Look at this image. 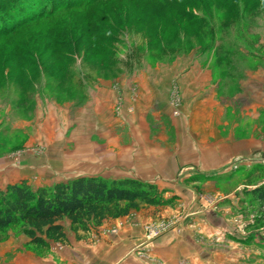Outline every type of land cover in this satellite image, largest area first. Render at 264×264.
Instances as JSON below:
<instances>
[{"label": "rangeland", "instance_id": "374dc122", "mask_svg": "<svg viewBox=\"0 0 264 264\" xmlns=\"http://www.w3.org/2000/svg\"><path fill=\"white\" fill-rule=\"evenodd\" d=\"M37 1H0V158L19 168L0 167V187L19 175L34 189L81 175L148 178L166 190L167 203L139 204L127 220L87 233L64 220L70 240L96 243L129 223L144 240L178 239L194 264H264V209L244 192L264 182V153L236 149V138L258 122L240 109L237 93L238 81L264 63V0L238 27L221 28L217 13L204 14L202 33L155 15L164 0L63 3L21 25ZM104 25L118 32L107 44ZM203 81H211L205 91ZM144 243L136 254H146ZM50 253L17 229L0 232V264Z\"/></svg>", "mask_w": 264, "mask_h": 264}, {"label": "trees", "instance_id": "16d2710c", "mask_svg": "<svg viewBox=\"0 0 264 264\" xmlns=\"http://www.w3.org/2000/svg\"><path fill=\"white\" fill-rule=\"evenodd\" d=\"M96 1L38 0L37 5L29 10L25 17H21L20 24L42 19L56 11L57 6L63 3L68 8L82 4L90 6ZM210 1H214V9L208 8ZM254 1L164 0L156 4L155 15L164 18L168 26L174 28L181 27L184 20L190 24H197V31L202 33L208 23L207 17L213 19L214 13H217L214 15L217 20L221 18L219 22L221 28L234 25L238 27L244 20L251 21L253 16L263 9V6L254 4ZM196 6L202 8L201 14L191 10ZM221 10L224 11L220 12ZM204 14L208 16L205 18ZM10 15L17 17L14 12H10ZM3 18H6V15L0 10V24L3 23ZM214 25L213 22L209 28L212 35ZM1 28L3 24L0 25ZM108 28L104 25L100 29L106 30L102 35L103 44L115 40L114 36L118 33L116 27L108 26ZM100 30L95 27L93 32L99 33ZM165 191L152 182L129 177L107 179L101 176H77L35 189L23 178L0 187V232L9 228L17 229L27 237L30 245L44 249L52 242L67 241L62 224L64 220L69 221L70 229L75 233L96 231L105 220L125 216L139 204L158 206L167 203L169 199L164 197ZM244 192L258 207L264 209V182L251 189H245Z\"/></svg>", "mask_w": 264, "mask_h": 264}, {"label": "crops", "instance_id": "0c3cea01", "mask_svg": "<svg viewBox=\"0 0 264 264\" xmlns=\"http://www.w3.org/2000/svg\"><path fill=\"white\" fill-rule=\"evenodd\" d=\"M256 67L247 74V78L238 81L240 90L237 93V98L241 104L240 109H245L252 120L256 119L258 122L253 121L251 129L243 130L242 136L236 138V149L251 152L263 151L264 153V63ZM195 82L199 89V81ZM207 83L208 86H211V81H203L204 91ZM212 94V87L210 89L208 87V95H204L208 98H205L204 101L207 99L206 102L211 104ZM195 95H199L198 91L195 92ZM237 125L244 129V124ZM7 161L5 158H0V167L3 171L8 169H12V172L19 171V168L10 167L11 165ZM24 176L19 175L15 179L6 181V184L25 179ZM130 178L151 181L144 177L132 176ZM126 218L129 216L113 220L110 218L105 221L112 223L118 220L124 221ZM138 219L140 220V217ZM65 233L67 241L59 243L63 244L60 247H53L52 244L58 242H52L49 246L51 251L49 256L40 259L31 254L30 260H23L22 264H194L195 262L192 255L180 252L181 245L178 239L167 236L157 237L151 241L144 240L143 231L137 224L126 223L117 235L108 239H100L89 245H83L81 239L74 238L71 241L66 230ZM142 242H145L142 251L146 250L144 252L146 254L138 255L135 253L136 247L141 246L139 244ZM64 244L68 245L64 246ZM201 259L200 262L204 263L205 258L201 256Z\"/></svg>", "mask_w": 264, "mask_h": 264}]
</instances>
